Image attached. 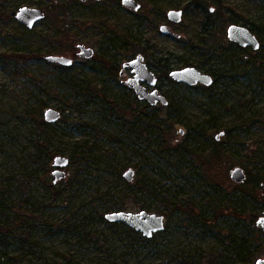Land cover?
I'll list each match as a JSON object with an SVG mask.
<instances>
[{
  "label": "rangeland",
  "instance_id": "obj_1",
  "mask_svg": "<svg viewBox=\"0 0 264 264\" xmlns=\"http://www.w3.org/2000/svg\"><path fill=\"white\" fill-rule=\"evenodd\" d=\"M67 1L0 0V232L10 240L0 242V264H209L199 250L232 260L236 246L227 247L224 235L232 231L239 244L251 238L249 211L264 215L230 177L236 166L264 175V64H246L253 57L262 61L264 47L258 55L245 53L231 44L227 29L254 23L264 30V0H136V12L122 0L70 1L59 9ZM24 6L53 14L28 29L12 15ZM170 10H183L180 23L168 20ZM207 19L218 20L205 34ZM163 24L176 37L163 34ZM257 35L264 45V31ZM81 44L94 49L91 59L78 55ZM209 47L218 51L206 62ZM50 55L70 57L73 65L50 63ZM137 55L178 111L146 109L120 75L103 69L108 61L122 69ZM188 64L209 70L214 84L189 86L165 73ZM48 108L59 110L61 119L47 123ZM133 110L154 114L168 129L166 140L152 129L141 132ZM221 132L223 153L205 166L208 172L199 165L203 158L174 150L186 144L207 155ZM57 156L70 165L66 178L54 183ZM129 168L132 182L124 177ZM182 197L198 204L202 224L162 201ZM217 203L231 209L216 222ZM122 207L168 214L167 228L146 242L127 226L101 219ZM235 207L246 211L241 219L230 214ZM25 232L30 239L23 243Z\"/></svg>",
  "mask_w": 264,
  "mask_h": 264
},
{
  "label": "water",
  "instance_id": "obj_2",
  "mask_svg": "<svg viewBox=\"0 0 264 264\" xmlns=\"http://www.w3.org/2000/svg\"><path fill=\"white\" fill-rule=\"evenodd\" d=\"M81 2H87L88 0H80ZM102 2L104 0H95ZM122 5L132 11H139L141 4L136 0H122ZM46 17V12L41 8L35 7H21L16 13V19L28 29H33L34 26ZM169 21L174 23H180L183 19L182 10H170L167 14ZM162 33L166 35H174L172 29L163 24L160 28ZM227 37L231 42L238 44L243 48H252L257 51L261 47L260 40L249 27L232 24L227 29ZM78 55L80 57L91 59L95 51L93 48H89L84 44L78 45ZM50 63L58 64L65 67L73 65V59L66 56L50 55L46 58ZM124 68L130 67L134 76L125 80L124 83L133 89L141 101H146L151 106L162 105L167 107L169 100L166 96L162 95L156 86L158 85V78L156 73L152 71L149 66L144 62L143 56H138L123 64ZM170 77L177 83L186 84L189 86H196L198 84L211 86L214 79L211 75L206 74L196 67H185L182 69H175L170 72ZM144 83V84H143ZM146 84V85H145ZM154 88L150 91L148 89ZM44 119L47 123H56L61 119V112L54 108H48L44 112ZM181 135L185 134L184 129H180ZM225 132H221L217 135V140L223 136ZM70 165V159L63 156H57L54 159L53 171L54 183L66 178V168ZM124 177L128 182L134 181L135 171L129 168ZM231 179L237 183L242 184L247 179V173L243 167L236 166L230 172ZM105 219L110 223H122L125 226L133 229L141 234L144 238L152 239L156 234L163 232L166 227V218L164 215L151 213L146 210L139 212L130 211H113L105 214ZM257 226L264 231V215L257 220ZM256 264H264V257L258 259Z\"/></svg>",
  "mask_w": 264,
  "mask_h": 264
},
{
  "label": "trees",
  "instance_id": "obj_3",
  "mask_svg": "<svg viewBox=\"0 0 264 264\" xmlns=\"http://www.w3.org/2000/svg\"><path fill=\"white\" fill-rule=\"evenodd\" d=\"M78 2V0H68L67 2L64 3H60L59 4V9L60 8H66L69 4V2ZM197 3V2H196ZM50 8H48L46 10V16L53 14V12L51 11L50 13ZM53 10V9H52ZM66 10V9H64ZM13 16L16 15V13H12ZM218 19L216 20H210L207 19L206 23L204 24V31L203 33L207 34V26H212L214 23L217 22ZM253 27L251 28L252 31H256L255 33L260 34L261 32H263L264 30H262V28L259 25H256L254 23H252ZM246 26V25H245ZM66 32V31H65ZM67 34V32H66ZM256 34V35H257ZM258 36V35H257ZM259 38V37H258ZM261 41V40H260ZM234 44V43H231ZM236 45V44H235ZM129 48H131L132 44L130 43L129 45H127ZM133 46H135L133 44ZM238 46V45H237ZM240 47V46H238ZM264 45L261 42V47L259 50L255 51L253 49L250 48H242L240 47L245 53H256V55L261 54L262 53V49H263ZM218 51V49H216L215 47H209L208 51H207V60L206 62H210L211 59H213L216 55L215 53ZM1 56V55H0ZM12 57H20V58H25V59H29V56H25V55H17L14 54ZM103 59H105V57H103ZM162 61H164L163 58H159L158 59V63L161 64ZM262 62L264 64V58L262 59V61L256 60L255 57L253 58H249L246 61V64L249 65H255V62ZM163 67L166 68L167 70V65H163L161 64ZM190 66V64H188ZM104 70L110 71L112 73V75L114 76H118L120 75V71H121V66L116 62V61H108V63L106 62L105 65L103 66ZM206 73L210 74L209 70L205 71ZM165 73L167 74L168 78L173 81V79L170 77V73L168 71H165ZM211 75V74H210ZM213 76V74H212ZM214 78V76H213ZM215 80V79H214ZM214 84V82H213ZM212 84V85H213ZM206 88V87H205ZM137 101H140L138 99V97H136ZM159 106V105H158ZM151 106L147 103L146 105V109H150L151 111L156 110L157 108H160V106ZM162 106V105H161ZM174 108V110L178 111V107L175 104L174 101L170 100L169 104L167 106V109H171ZM133 114H134V124H136L137 126L140 125V123L143 124V128L141 130V132H146L147 130H155V134L156 136L162 140V142H164V140H166V134H168V129L163 128L160 126V124H158L157 119L154 117V114L152 115L151 112L147 113V112H140V111H135L133 110ZM42 117V114H41ZM42 124H47L45 123L43 120H41ZM161 142V143H162ZM163 144V143H162ZM219 143L217 140H214L212 143V147H210L208 151H210L207 155L203 152H198L197 150H195L194 148H192L189 145L186 144H180L177 145L174 150L182 152L186 155H190L191 157H195L197 156L198 158L201 157L203 158L200 159L199 165L202 168V170L204 169V171H210V169L205 167V166H210L212 165V159L215 158H219L220 154L223 153V151L218 148ZM246 173H247V179L244 183L242 184H236L235 187L236 189H238L239 191H241V193L243 194V196L248 199L249 201L253 202V203H257V205H259L258 207H262L264 208V175L258 173V172H253L250 169H247L245 167ZM206 178L209 180V182H211V184H216L214 181V179L212 177H207ZM218 186V185H217ZM162 201H164L166 204H171L173 207L177 208L178 210H181L184 213V216L187 217V219H192L197 217V221H199L201 223L202 219V215L199 214L200 212L199 210V206L197 203L193 202L191 200V197L189 198H180V200L177 201H172L170 199L167 198H163ZM126 207H122L119 211L123 210L126 211ZM213 211H212V219H214L216 222L220 219V217L225 216L227 212H229V206H222V204H216V206H213ZM148 212H150L149 210H146ZM246 212L245 210H240L237 207L233 208V211L230 213L231 215L238 217L241 219V214ZM168 218L169 215L165 214V218ZM209 218V217H208ZM101 219L105 221V215H101ZM259 219V215L256 213V211H249L248 216H246V222L248 225V233L251 236V238L245 237L239 244L236 243V240L234 239V235L232 233V231H230L228 234L224 235L223 238V242L227 243V247H231V245L236 246V256L235 258H233L232 260H224V259H219L220 255H216V252H212V254H206L204 251L199 250L198 252L202 255V256H208V261L209 264H251L252 262H254V260L256 259V257L260 254H262L264 252V231L262 229H260L257 226V220ZM206 220V219H205ZM202 224V223H201ZM112 226H116V225H120V226H125L122 223H111ZM204 225H206L204 223ZM1 226V225H0ZM26 227H29V225H27V223L25 224ZM167 227H165L166 230ZM208 228L210 230H214V227H212V225L208 226ZM128 231L135 233L138 238H140L141 240H144L146 242L151 241V239H147L144 238L141 234H139L138 232L134 231L131 228H127ZM10 230V228H9ZM164 230V231H165ZM12 232V231H10ZM162 233V232H160ZM26 237H28L29 233L25 232ZM159 234V233H158ZM157 235V234H156ZM155 235V236H156ZM155 236L153 238H155ZM30 237H28L27 239H22V242L25 243L26 240H29ZM0 242L4 243H10L9 238H7V236L5 234H3L2 232H0ZM7 264H15L13 262L12 259H9Z\"/></svg>",
  "mask_w": 264,
  "mask_h": 264
},
{
  "label": "flooded vegetation",
  "instance_id": "obj_4",
  "mask_svg": "<svg viewBox=\"0 0 264 264\" xmlns=\"http://www.w3.org/2000/svg\"><path fill=\"white\" fill-rule=\"evenodd\" d=\"M126 8V7H125ZM183 11V10H182ZM213 11V10H212ZM168 18V17H167ZM169 20V19H168ZM171 22V21H170ZM162 26V25H161ZM161 26H160V28H161ZM243 26H245V25H243ZM246 27H248V26H246ZM250 28V27H249ZM251 29V28H250ZM161 31V30H160ZM252 31V30H251ZM162 32V31H161ZM254 32V31H253ZM255 33V32H254ZM164 34V33H163ZM166 35V34H165ZM255 35H256V33H255ZM168 36H173V37H176V33H174V35H168ZM257 36V35H256ZM258 37V36H257ZM259 39V38H258ZM229 40V39H228ZM260 40V39H259ZM230 41V40H229ZM231 42V41H230ZM231 43H234V42H231ZM260 43H261V41H260ZM234 44H236V43H234ZM236 45H238V44H236ZM239 46V45H238ZM241 47V46H240ZM243 48V47H242ZM249 48V47H248ZM250 49H252V48H250ZM138 56H143V55H137L136 57H138ZM135 57V58H136ZM144 57V56H143ZM134 59V58H133ZM132 60V59H131ZM130 61V60H129ZM127 62V61H126ZM144 62L146 63V61H145V57H144ZM125 63V62H124ZM123 63V64H124ZM123 64H122V69H121V71H120V76L123 78V80H122V82H123V84H125L124 83V81L125 80H128L129 78H131L132 76H134L133 75V73H132V69L130 68V67H127V68H124L123 67ZM147 64V63H146ZM148 65V64H147ZM187 67H189V66H187ZM150 68V67H149ZM185 68V67H184ZM151 69V68H150ZM180 69H182V68H180ZM152 70V69H151ZM175 70V69H174ZM200 70V69H199ZM153 71V70H152ZM173 71V70H172ZM202 71V70H201ZM202 72H204V71H202ZM204 73H206V72H204ZM206 74H209V73H206ZM210 75V74H209ZM156 76H157V74H156ZM212 76V75H211ZM213 77V76H212ZM158 78V77H157ZM214 79V78H213ZM144 84V83H143ZM158 84H159V79H158ZM126 85V84H125ZM146 85V84H145ZM186 85V84H185ZM198 85H202V84H198ZM127 86V85H126ZM158 86V85H157ZM156 86V88L158 89V87ZM205 86V85H204ZM212 86V85H211ZM128 87V86H127ZM148 87V89L150 90V91H152V90H154V88H150L149 86H147ZM207 87V86H206ZM210 87V86H209ZM129 88V87H128ZM132 91H133V93H134V95H136V93H135V91L133 90V89H131ZM158 91L160 92V90L158 89ZM161 93V92H160ZM162 94V93H161ZM163 95V94H162ZM165 96V95H164ZM136 97H137V95H136ZM141 101V100H140ZM146 102V101H145ZM147 103V102H146ZM224 136V135H223ZM216 140H217V137H216ZM54 170H55V168H54ZM53 170V171H54ZM52 174H53V172H52Z\"/></svg>",
  "mask_w": 264,
  "mask_h": 264
}]
</instances>
